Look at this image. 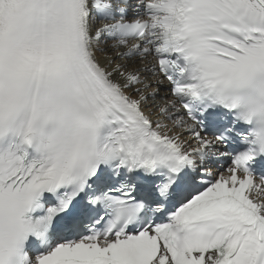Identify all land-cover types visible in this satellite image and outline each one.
<instances>
[{
  "label": "snow or ice",
  "instance_id": "6c2138e0",
  "mask_svg": "<svg viewBox=\"0 0 264 264\" xmlns=\"http://www.w3.org/2000/svg\"><path fill=\"white\" fill-rule=\"evenodd\" d=\"M0 264H264V0H0Z\"/></svg>",
  "mask_w": 264,
  "mask_h": 264
}]
</instances>
